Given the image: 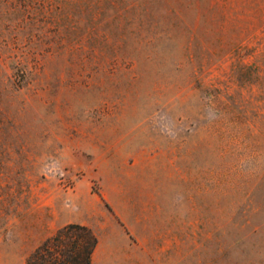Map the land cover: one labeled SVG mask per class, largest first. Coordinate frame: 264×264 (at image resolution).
Wrapping results in <instances>:
<instances>
[{
    "label": "rangeland",
    "instance_id": "1",
    "mask_svg": "<svg viewBox=\"0 0 264 264\" xmlns=\"http://www.w3.org/2000/svg\"><path fill=\"white\" fill-rule=\"evenodd\" d=\"M96 218L93 264H264V0H0V264Z\"/></svg>",
    "mask_w": 264,
    "mask_h": 264
},
{
    "label": "trees",
    "instance_id": "2",
    "mask_svg": "<svg viewBox=\"0 0 264 264\" xmlns=\"http://www.w3.org/2000/svg\"><path fill=\"white\" fill-rule=\"evenodd\" d=\"M97 236L85 223L68 222L25 258V264H91Z\"/></svg>",
    "mask_w": 264,
    "mask_h": 264
},
{
    "label": "crops",
    "instance_id": "3",
    "mask_svg": "<svg viewBox=\"0 0 264 264\" xmlns=\"http://www.w3.org/2000/svg\"><path fill=\"white\" fill-rule=\"evenodd\" d=\"M87 225L91 227V229L94 231V233L97 236V244L94 248L95 250L98 244L103 240V235L107 234V228L105 227V225L102 224V222H100L98 218H96L95 221L94 220L88 221ZM91 264H93V260H91ZM101 264H146V263L142 261V258L137 252L112 250L105 257V260Z\"/></svg>",
    "mask_w": 264,
    "mask_h": 264
}]
</instances>
